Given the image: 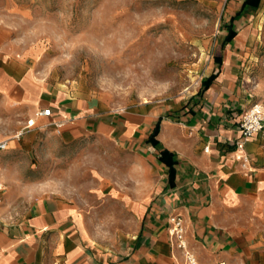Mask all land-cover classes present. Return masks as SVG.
I'll list each match as a JSON object with an SVG mask.
<instances>
[{"label": "crops", "instance_id": "1", "mask_svg": "<svg viewBox=\"0 0 264 264\" xmlns=\"http://www.w3.org/2000/svg\"><path fill=\"white\" fill-rule=\"evenodd\" d=\"M225 37L205 78L213 80L204 87V79L184 105L110 108L52 84L40 72V49L23 45L16 26L0 16V109L16 115L17 135L50 125L68 142L115 139L151 157L162 173L157 193L123 199L131 226L110 244L100 239L99 209L90 210L87 198L100 202L104 193L100 164L86 195L42 194L28 204L4 176L0 264H188L170 235L173 214L182 216L187 247L200 263L264 264V130L238 148L243 113L255 101L236 36ZM48 107L51 115L38 114ZM164 149L176 160L173 171L159 157ZM112 198L122 201L117 188Z\"/></svg>", "mask_w": 264, "mask_h": 264}, {"label": "rangeland", "instance_id": "2", "mask_svg": "<svg viewBox=\"0 0 264 264\" xmlns=\"http://www.w3.org/2000/svg\"><path fill=\"white\" fill-rule=\"evenodd\" d=\"M243 1L0 0V16L16 26L23 45L40 49V72L52 84L110 108L178 107L201 88ZM233 27L243 76L254 101L264 104V0ZM15 120L0 109V142L8 140L0 148V179L7 190L4 176L16 182L25 204L42 194L86 195L100 164L104 193L100 188V202L87 198L90 210L99 209L100 239L110 244L131 226L123 199L157 193L161 170L137 148L102 136L99 143L95 135L68 142L50 125L17 135ZM114 188L122 201L112 198Z\"/></svg>", "mask_w": 264, "mask_h": 264}, {"label": "built area", "instance_id": "3", "mask_svg": "<svg viewBox=\"0 0 264 264\" xmlns=\"http://www.w3.org/2000/svg\"><path fill=\"white\" fill-rule=\"evenodd\" d=\"M40 116H49L52 114V108L48 107L41 110L38 113ZM241 138L237 141L238 148H243L246 139L253 137L254 135L264 130V104L261 102H254L249 108H247L242 116L240 122ZM7 140L0 142V148L7 147ZM239 160H243V165L246 166L249 158L245 155L238 157ZM6 189L5 183L0 180V191ZM170 235L172 240L184 250L185 258L188 264H202L198 261L196 255L187 247L185 240V226L183 218L179 214H173L169 217ZM208 264H229L225 260H220L214 263Z\"/></svg>", "mask_w": 264, "mask_h": 264}, {"label": "trees", "instance_id": "4", "mask_svg": "<svg viewBox=\"0 0 264 264\" xmlns=\"http://www.w3.org/2000/svg\"><path fill=\"white\" fill-rule=\"evenodd\" d=\"M262 0H244L242 3V7L240 11H238L234 16L231 18V23L228 26V33L225 37V42H230L234 39V37L237 35V30L233 27V23L235 20L239 19L241 16H243L244 13L248 11L249 8H259L261 5ZM214 76H210L208 79H205L203 81L204 87L208 86L210 82L213 80ZM155 135L151 136V140L153 142H156ZM169 154H171L170 151L167 149L161 150L159 153V157L162 161L170 164V168L173 171L174 163L176 162L175 159L169 158Z\"/></svg>", "mask_w": 264, "mask_h": 264}]
</instances>
